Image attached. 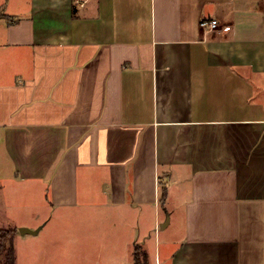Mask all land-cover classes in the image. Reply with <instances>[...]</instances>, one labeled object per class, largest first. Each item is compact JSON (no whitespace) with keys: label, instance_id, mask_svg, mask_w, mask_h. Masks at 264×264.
I'll return each mask as SVG.
<instances>
[{"label":"crops","instance_id":"1","mask_svg":"<svg viewBox=\"0 0 264 264\" xmlns=\"http://www.w3.org/2000/svg\"><path fill=\"white\" fill-rule=\"evenodd\" d=\"M0 226L17 264H264V0H0Z\"/></svg>","mask_w":264,"mask_h":264},{"label":"trees","instance_id":"2","mask_svg":"<svg viewBox=\"0 0 264 264\" xmlns=\"http://www.w3.org/2000/svg\"><path fill=\"white\" fill-rule=\"evenodd\" d=\"M166 196V192L164 193ZM18 233L16 227L0 226V264H17L15 237ZM135 263L147 264V253L140 246L135 248Z\"/></svg>","mask_w":264,"mask_h":264},{"label":"built area","instance_id":"3","mask_svg":"<svg viewBox=\"0 0 264 264\" xmlns=\"http://www.w3.org/2000/svg\"><path fill=\"white\" fill-rule=\"evenodd\" d=\"M199 25L201 28L205 29L206 31L212 32L219 28L220 22L215 17L212 18L204 17L201 18Z\"/></svg>","mask_w":264,"mask_h":264},{"label":"rangeland","instance_id":"4","mask_svg":"<svg viewBox=\"0 0 264 264\" xmlns=\"http://www.w3.org/2000/svg\"><path fill=\"white\" fill-rule=\"evenodd\" d=\"M165 209V208H164ZM162 232H164V231H162Z\"/></svg>","mask_w":264,"mask_h":264}]
</instances>
